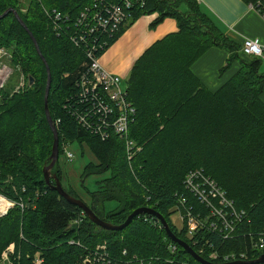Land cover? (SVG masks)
Here are the masks:
<instances>
[{
    "label": "trees",
    "instance_id": "obj_1",
    "mask_svg": "<svg viewBox=\"0 0 264 264\" xmlns=\"http://www.w3.org/2000/svg\"><path fill=\"white\" fill-rule=\"evenodd\" d=\"M107 1L122 4L125 0ZM129 1L132 18L109 47L126 26L143 15L158 14L152 27L174 18L179 28L155 42L135 63L127 80L128 99L136 108L130 137L142 147L131 161L118 136L102 141L83 130L64 108L77 90L85 52L67 36L58 37L52 31L44 9L75 19L94 0H27L25 10L19 0H0V15L9 9L18 12L50 67L48 107L59 133V158L64 144H86L96 162L84 167L82 183L92 175H108L97 182L95 191L88 192L90 203L85 202L100 219L120 225L135 210L151 208L195 252L200 253L203 246L202 258L209 259L211 253L244 252L255 260L264 254L252 250L254 238L264 234V74L260 72L264 60L245 55L243 44L226 37L195 0ZM243 1L264 12V0ZM0 47L11 53L12 64L28 78L22 91L0 92V193L25 204L24 210L16 206L0 218V257L13 243L19 257L15 264H35L38 252L41 264H77L87 251L107 243L111 264H125L133 256L145 264L197 263L149 214L135 217L118 232L98 227L86 215L81 224L72 223L83 211L52 191L43 173L51 163L54 145L45 111L47 69L12 13L0 20ZM212 47L229 53L227 67L236 60L241 64L216 91L208 89L192 70ZM195 170L214 179L236 209L244 211L232 238L204 231L196 236L199 243L195 245L186 237L185 228L172 225L170 217L179 196L202 208L184 187L186 175ZM53 172L61 181L59 160ZM107 203L116 206L107 210ZM170 245L177 250L172 252Z\"/></svg>",
    "mask_w": 264,
    "mask_h": 264
},
{
    "label": "built area",
    "instance_id": "obj_2",
    "mask_svg": "<svg viewBox=\"0 0 264 264\" xmlns=\"http://www.w3.org/2000/svg\"><path fill=\"white\" fill-rule=\"evenodd\" d=\"M132 8L133 5L129 0H125L122 4L94 0V3L85 7L75 19L57 10L44 9L51 20L52 31L58 37L67 36L74 46L82 48L85 52L84 69L80 72L76 84L77 90L75 89L76 92L70 94L66 100L65 110L76 119L83 130L99 137L102 141L118 136L124 142L129 161L142 150V147L130 137V126L134 122L136 108L128 99L127 85L123 87V78L107 71L101 65L100 57L108 49L121 27L132 18ZM261 13L264 16V12ZM243 53L264 60V45L258 39L247 38L243 42ZM19 71L20 69L12 64L11 53L0 47V92L6 91L9 87L19 91L28 84V78ZM14 77H16L15 86L11 82ZM67 146L68 144L63 145V154L67 161H71L75 156ZM184 187L202 207L197 209L190 204L186 196H179L178 204L173 211L186 229V237L194 240L195 245L199 243L196 236L204 231L219 233L224 238H232L245 213L236 209L234 202L228 198L219 184L203 170H195L186 175ZM0 200L5 206L0 210V218L6 216L16 206L25 209L24 203L15 202L1 193ZM84 217L85 213L82 212L72 223L81 224ZM151 217L162 227L157 218ZM70 244L80 245L75 241H71ZM169 249L175 252L177 246L170 245ZM252 250L264 251V234L254 238ZM13 251L14 245H11L3 252L2 264H12L9 258ZM199 252L200 256L205 254L203 246L199 248ZM123 253L126 254V250ZM206 260L225 264L251 259L247 253L231 252L211 253ZM112 261L107 243H102L93 250L87 251L77 264H111ZM42 262L39 257L35 260V264ZM125 264H145V261L133 256V258L128 257ZM183 264L200 263L184 262Z\"/></svg>",
    "mask_w": 264,
    "mask_h": 264
},
{
    "label": "crops",
    "instance_id": "obj_3",
    "mask_svg": "<svg viewBox=\"0 0 264 264\" xmlns=\"http://www.w3.org/2000/svg\"><path fill=\"white\" fill-rule=\"evenodd\" d=\"M207 15L233 42L242 46L245 39H258L264 45V16L252 4L243 0H195ZM158 14L143 15L126 26L118 39L101 55V65L110 73L126 81L139 58L157 41L178 32V22L166 18L152 27ZM229 53L222 47L210 48L193 66V72L210 90H218L241 67L233 61L229 67ZM260 72L264 74V62ZM264 103V87L261 95Z\"/></svg>",
    "mask_w": 264,
    "mask_h": 264
},
{
    "label": "water",
    "instance_id": "obj_4",
    "mask_svg": "<svg viewBox=\"0 0 264 264\" xmlns=\"http://www.w3.org/2000/svg\"><path fill=\"white\" fill-rule=\"evenodd\" d=\"M11 13L14 14V16L17 18L18 22L21 24V26L30 35V37L33 40V43L36 47V50H37L38 54L40 55V57L42 58L45 66H46V69H47L48 80H47V86H46V92H45V111H46L47 121H48L49 125L51 126L53 133H54V145H53V152L51 155V163L48 166H45L43 169L44 179H45L46 184L49 186V188L52 191L57 192L59 194V196L64 198L69 204L76 206L80 210H82L93 224H95L98 227H100L104 230H107V231H116V232L122 231L131 224V222L134 220L135 217H139L143 214H149L151 216H154L155 218H157L161 222L162 227L165 230L167 236L174 243H176L178 246L182 247L196 262H198L200 264H219V263L209 262L206 259L202 258L197 252H195V250L187 242L178 238L174 234V232L172 231V229H171L169 223L167 222V220L165 219V217L162 214L158 213L154 209L139 208V209L135 210L132 214H130L128 216L127 220L123 224L114 225V224H110V223L100 219L99 217H97L95 215V213L88 207V205L85 202H83L81 199L75 198L74 196L69 194L64 189L59 177L57 176L56 173L53 172V168L55 167L56 163L59 160V133H58V129H57L56 125L54 124V122L50 116L49 107H48V96H49L50 86H51L50 67L48 66L46 59L44 58V56L42 55V53L40 51L37 40L35 39L33 34L29 31V29L27 28L25 23L22 21V19L20 18L19 14L16 10H14V9L7 10L4 14L0 15V20L4 19L6 16H8ZM30 80L33 81L32 78ZM225 264H264V254L255 260L232 262V263H225Z\"/></svg>",
    "mask_w": 264,
    "mask_h": 264
},
{
    "label": "rangeland",
    "instance_id": "obj_5",
    "mask_svg": "<svg viewBox=\"0 0 264 264\" xmlns=\"http://www.w3.org/2000/svg\"><path fill=\"white\" fill-rule=\"evenodd\" d=\"M19 2H20V5L24 7L23 10H25L27 0H19ZM15 79L16 77H14V79L11 81L13 86H15V82H14ZM126 85H127L126 81L124 80L123 87L125 88ZM26 86L23 89H25ZM23 89L19 91H15L13 90V87L8 88V90L10 91L13 90V93L11 94L18 93L22 91ZM67 147H68V150L72 152L75 157L73 160L67 161L64 154L63 153L61 154V157L59 158V168L61 169V176H62L61 183L64 189L73 192L75 195L81 198L84 202L90 203V197H89L88 192L95 191L97 188V185H96L97 182L103 180L104 178H107L108 175L106 174L92 175L88 177L84 181V183H82L81 177H82L83 169L88 163L96 162L95 157L93 156V154L91 153V151L89 150L86 144H78L74 142L73 144L69 143ZM115 206H116L115 203H107L106 209L112 210L114 209ZM170 220H171L172 225H174L177 229L179 230L182 229L183 224L181 223V221L177 218L175 214L170 217ZM11 245H14V251H13V254L10 255L9 262L12 264H15V259L19 258V257H16L15 255V244L13 243L10 244L6 249H8ZM3 252H2V255H3ZM2 255L0 257V264H2L3 262ZM37 257L42 259L40 252L36 253V255L34 256L33 258L34 263Z\"/></svg>",
    "mask_w": 264,
    "mask_h": 264
},
{
    "label": "bare ground",
    "instance_id": "obj_6",
    "mask_svg": "<svg viewBox=\"0 0 264 264\" xmlns=\"http://www.w3.org/2000/svg\"><path fill=\"white\" fill-rule=\"evenodd\" d=\"M135 107V106H134ZM3 203L4 202H2L1 200H0V210L2 209V208H5V206H3Z\"/></svg>",
    "mask_w": 264,
    "mask_h": 264
}]
</instances>
